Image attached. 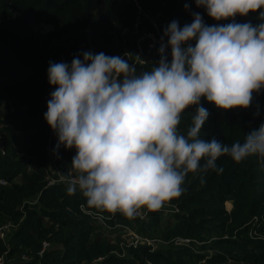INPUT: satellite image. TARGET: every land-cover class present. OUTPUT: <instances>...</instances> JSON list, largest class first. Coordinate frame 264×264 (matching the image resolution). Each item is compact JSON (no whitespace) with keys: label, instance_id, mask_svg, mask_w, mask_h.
I'll list each match as a JSON object with an SVG mask.
<instances>
[{"label":"trees","instance_id":"16d2710c","mask_svg":"<svg viewBox=\"0 0 264 264\" xmlns=\"http://www.w3.org/2000/svg\"><path fill=\"white\" fill-rule=\"evenodd\" d=\"M258 11L235 19L256 24ZM192 12L208 24L230 22L209 17L195 0H0V228L8 226L1 264H264V159L256 155L218 157L223 172L188 173L181 195L133 217L91 208L79 191L49 184L57 172L74 175L75 150L53 154L57 138L43 117L53 90L48 62L91 50L128 53L138 72L148 70L159 44L147 35L160 41L171 20L190 23ZM201 102L209 110L204 138L231 144L264 122V90L246 109ZM190 123L182 116L179 130L186 134ZM127 229L141 241L130 243ZM44 241L50 247L39 256Z\"/></svg>","mask_w":264,"mask_h":264},{"label":"clouds","instance_id":"9594fccd","mask_svg":"<svg viewBox=\"0 0 264 264\" xmlns=\"http://www.w3.org/2000/svg\"><path fill=\"white\" fill-rule=\"evenodd\" d=\"M195 4L230 22L208 24L200 12L183 25L171 20L148 70L138 72L128 53L91 50L48 62L53 90L43 117L57 138L53 154L61 159V147L75 150L66 190L79 191L89 207L133 217L181 195L188 173L223 172L218 157L264 159V122L231 144L204 138L209 110L201 102L246 109L264 90V0ZM257 11L256 24L235 19ZM184 115L191 120L186 134L178 128Z\"/></svg>","mask_w":264,"mask_h":264},{"label":"built area","instance_id":"2783aa9c","mask_svg":"<svg viewBox=\"0 0 264 264\" xmlns=\"http://www.w3.org/2000/svg\"><path fill=\"white\" fill-rule=\"evenodd\" d=\"M124 1V0H123ZM147 37H149L150 39H152L153 40V42H155V43H160V41H158V40H156V39H154L153 37H152V35L151 34H148L147 35ZM152 47V46H151ZM0 154L1 155H4L5 154V152H4V148L0 145ZM73 174L72 173H69V176H72ZM57 176H58V178L57 179H54V178H50L49 179V184H53V183H57V182H59V183H62V184H66L67 185V182H66V177H64V176H61L58 172H57ZM68 176V177H69ZM7 227L8 226H4L3 228H0V238H3V236H4V232H5V230H7ZM125 236L128 238V241L131 243V242H134V243H137L138 241H141L140 239V237L138 236V235H136V234H134L131 230H129V229H127V232H126V234H125ZM131 239V240H130ZM175 245H178V246H183V245H185V246H188L189 244H190V240L189 239H181V238H176V239H174L173 241H172ZM130 245V244H129ZM50 246H49V243H47L46 241H44V242H42V244H41V249H40V251H39V253H38V255L39 256H41L48 248H49ZM23 259H28L27 257H23ZM0 264H1V262H0Z\"/></svg>","mask_w":264,"mask_h":264},{"label":"rangeland","instance_id":"374dc122","mask_svg":"<svg viewBox=\"0 0 264 264\" xmlns=\"http://www.w3.org/2000/svg\"><path fill=\"white\" fill-rule=\"evenodd\" d=\"M50 165H52L53 166V163H51ZM57 170V169H56ZM54 172H55V168H54ZM227 207L229 208L230 207V204H227ZM143 211V208L142 209H140V211ZM131 240V239H130ZM140 244H142V243H140Z\"/></svg>","mask_w":264,"mask_h":264},{"label":"water","instance_id":"95a60500","mask_svg":"<svg viewBox=\"0 0 264 264\" xmlns=\"http://www.w3.org/2000/svg\"><path fill=\"white\" fill-rule=\"evenodd\" d=\"M88 42L90 43V32H88Z\"/></svg>","mask_w":264,"mask_h":264}]
</instances>
